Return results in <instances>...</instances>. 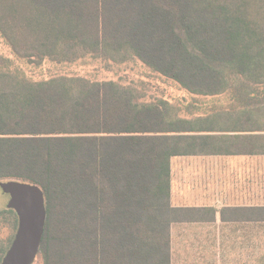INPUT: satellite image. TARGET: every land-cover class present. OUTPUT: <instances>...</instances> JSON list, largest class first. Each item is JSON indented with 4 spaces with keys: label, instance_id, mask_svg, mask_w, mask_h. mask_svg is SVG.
I'll list each match as a JSON object with an SVG mask.
<instances>
[{
    "label": "trees",
    "instance_id": "16d2710c",
    "mask_svg": "<svg viewBox=\"0 0 264 264\" xmlns=\"http://www.w3.org/2000/svg\"><path fill=\"white\" fill-rule=\"evenodd\" d=\"M0 36L30 64L130 56L215 98L235 74L263 72L264 0H0ZM8 62L0 56V181L42 189L43 263L170 264L169 161L186 140L170 103H139L113 81H31ZM250 146L264 152V135Z\"/></svg>",
    "mask_w": 264,
    "mask_h": 264
},
{
    "label": "crops",
    "instance_id": "0c3cea01",
    "mask_svg": "<svg viewBox=\"0 0 264 264\" xmlns=\"http://www.w3.org/2000/svg\"><path fill=\"white\" fill-rule=\"evenodd\" d=\"M221 96L172 105L186 140L169 161L170 264H264V111Z\"/></svg>",
    "mask_w": 264,
    "mask_h": 264
},
{
    "label": "rangeland",
    "instance_id": "374dc122",
    "mask_svg": "<svg viewBox=\"0 0 264 264\" xmlns=\"http://www.w3.org/2000/svg\"><path fill=\"white\" fill-rule=\"evenodd\" d=\"M0 56L9 60L7 65L11 69H17L31 81L60 76L83 77L91 81H113L133 89L138 95L139 103H157L163 100L177 108V105L184 102L185 109H191L193 98L199 99L184 93L179 85L152 71L135 57H123L118 61L86 57L73 63L56 64L44 61L36 65L16 58L1 36ZM253 77L255 78L248 80L235 74L230 83L231 89L229 88L232 91L228 90L225 95L235 96L236 101L241 104L264 111V70L260 76ZM7 202L8 196L0 190V263L17 228V217L7 209ZM33 264H44L40 252Z\"/></svg>",
    "mask_w": 264,
    "mask_h": 264
},
{
    "label": "water",
    "instance_id": "95a60500",
    "mask_svg": "<svg viewBox=\"0 0 264 264\" xmlns=\"http://www.w3.org/2000/svg\"><path fill=\"white\" fill-rule=\"evenodd\" d=\"M0 190L8 196L7 209L17 217V228L0 264H33L46 223V200L37 185L19 180L0 181Z\"/></svg>",
    "mask_w": 264,
    "mask_h": 264
}]
</instances>
